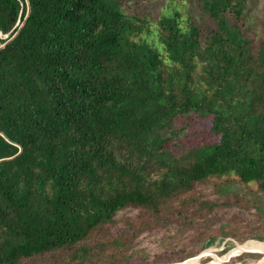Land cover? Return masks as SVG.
Wrapping results in <instances>:
<instances>
[{
  "label": "trees",
  "instance_id": "obj_1",
  "mask_svg": "<svg viewBox=\"0 0 264 264\" xmlns=\"http://www.w3.org/2000/svg\"><path fill=\"white\" fill-rule=\"evenodd\" d=\"M197 1L204 30L122 0H0V264H133L132 232L97 237L119 212L184 227L186 213L159 210L199 184L233 175L264 193V42L247 36V0ZM201 122L213 141L195 138ZM225 236L238 243L224 256L264 244Z\"/></svg>",
  "mask_w": 264,
  "mask_h": 264
},
{
  "label": "rangeland",
  "instance_id": "obj_2",
  "mask_svg": "<svg viewBox=\"0 0 264 264\" xmlns=\"http://www.w3.org/2000/svg\"><path fill=\"white\" fill-rule=\"evenodd\" d=\"M198 6L197 0H122L121 8L127 15L144 17L150 22L155 21L161 14L179 10L184 18L190 16L192 22L204 30L209 26V22L202 17ZM244 28L247 30L248 37L264 42V0H247ZM196 127L200 129L199 136H201V138L196 136V139L203 142L214 140L212 135L205 132L206 122L197 123ZM170 144L168 142L167 147ZM236 180L233 175L211 179L197 185L191 193L182 195L180 199L168 201L159 210V214L164 216L183 211L193 219V223L188 226L179 227L172 221L151 223L157 215L145 210L128 209L119 212L115 216V222L97 234L98 240L107 239L123 231L132 232L129 238L130 243L124 252L130 256L131 263L179 264L187 251L193 249L198 255L206 250L201 248L202 240L209 236H216L217 239L211 247H208L211 251H206V254L199 258L198 264H254L263 256L260 255L254 260L245 256L242 257V261L237 259L239 255L229 260L221 259V256L232 250L238 243L232 237L223 238V232L228 233L234 230L237 234H241L252 229L264 233V193L255 183L245 185ZM228 181L227 197L223 194L217 195L214 188ZM202 200L214 202L217 206L209 213L205 209L200 211L198 205ZM245 200L253 201L256 207L253 204H246ZM145 223H148L149 229H144ZM250 240L257 241L254 239L246 241ZM230 243L233 244L232 248L231 245L229 247ZM211 258H214L213 261ZM261 264H264V261Z\"/></svg>",
  "mask_w": 264,
  "mask_h": 264
},
{
  "label": "bare ground",
  "instance_id": "obj_3",
  "mask_svg": "<svg viewBox=\"0 0 264 264\" xmlns=\"http://www.w3.org/2000/svg\"><path fill=\"white\" fill-rule=\"evenodd\" d=\"M249 248H258L259 250H261L262 252L264 251V244L262 243H248V244H244V245H240L238 246V248L231 254L227 255V256H223L221 257L222 260H226L231 258L232 256L240 253L241 251L245 250V249H249ZM264 253V252H263ZM202 256V255H201ZM200 256V257H201ZM198 260L199 258H195L192 261H188V262H184L182 264H191V263H196L198 264ZM264 261V256L262 257V259L258 260L255 264H261Z\"/></svg>",
  "mask_w": 264,
  "mask_h": 264
},
{
  "label": "water",
  "instance_id": "obj_4",
  "mask_svg": "<svg viewBox=\"0 0 264 264\" xmlns=\"http://www.w3.org/2000/svg\"><path fill=\"white\" fill-rule=\"evenodd\" d=\"M0 36H2L1 32H0ZM7 36H8V34H7V35H3L2 37H7ZM250 241H251V240H250ZM246 242H247V241H246ZM208 250H209V249H208ZM206 251H207V249H206L205 251L199 253V254L196 255L195 257L200 258L201 255L206 254ZM230 251H231V250H230ZM239 255H240V254H239ZM235 256H237V255H235ZM189 259H190V258H189ZM187 260H188V259H186V260L180 262L179 264H182V263H184V262L187 261Z\"/></svg>",
  "mask_w": 264,
  "mask_h": 264
}]
</instances>
